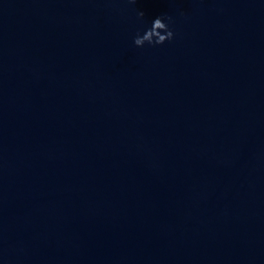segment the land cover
<instances>
[{"label": "water", "instance_id": "95a60500", "mask_svg": "<svg viewBox=\"0 0 264 264\" xmlns=\"http://www.w3.org/2000/svg\"><path fill=\"white\" fill-rule=\"evenodd\" d=\"M0 264H264V0H0Z\"/></svg>", "mask_w": 264, "mask_h": 264}, {"label": "clouds", "instance_id": "9594fccd", "mask_svg": "<svg viewBox=\"0 0 264 264\" xmlns=\"http://www.w3.org/2000/svg\"><path fill=\"white\" fill-rule=\"evenodd\" d=\"M130 5H135L137 0H128ZM138 18L143 22L145 13L138 11ZM173 19L166 14H159L151 19V27L147 30L137 29L133 40L137 48L162 46L175 39V31L172 27ZM163 29V35L160 34Z\"/></svg>", "mask_w": 264, "mask_h": 264}]
</instances>
